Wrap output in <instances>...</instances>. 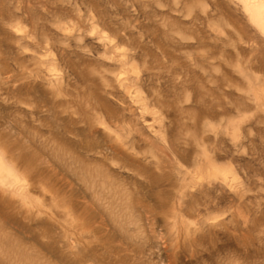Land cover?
<instances>
[{
    "label": "rangeland",
    "instance_id": "374dc122",
    "mask_svg": "<svg viewBox=\"0 0 264 264\" xmlns=\"http://www.w3.org/2000/svg\"><path fill=\"white\" fill-rule=\"evenodd\" d=\"M0 264H264L244 0H0Z\"/></svg>",
    "mask_w": 264,
    "mask_h": 264
},
{
    "label": "bare ground",
    "instance_id": "6f19581e",
    "mask_svg": "<svg viewBox=\"0 0 264 264\" xmlns=\"http://www.w3.org/2000/svg\"><path fill=\"white\" fill-rule=\"evenodd\" d=\"M246 7L252 12L253 18L264 27V0H244ZM125 63V62H124ZM123 63V64H124Z\"/></svg>",
    "mask_w": 264,
    "mask_h": 264
}]
</instances>
